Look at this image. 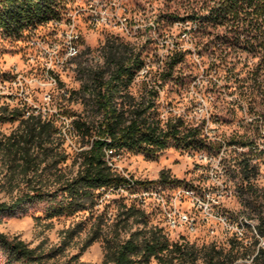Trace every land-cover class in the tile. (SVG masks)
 Masks as SVG:
<instances>
[{"label": "rangeland", "instance_id": "1", "mask_svg": "<svg viewBox=\"0 0 264 264\" xmlns=\"http://www.w3.org/2000/svg\"><path fill=\"white\" fill-rule=\"evenodd\" d=\"M202 2L62 0L50 21L30 26L16 37L0 32V108L11 110L26 105L29 113L41 114L42 118L55 121L59 128L60 137L56 136L51 146L55 157L49 159L53 162L65 155V160L43 173L42 180L52 183L50 188L55 187L58 176L71 177L79 169L78 154L86 146L82 147L72 121L91 114L79 91L86 72L104 67L108 49L118 44L125 45L144 62L131 93L137 97L145 86L153 87L158 91L155 105L159 118H179L184 126L201 130L200 139L204 141L198 147L184 149L171 145L155 157L128 151L110 156L113 170L123 177L126 186L103 190L92 209L70 215L50 216L44 201L0 214L1 233L17 237L29 247H39L41 252L54 253L50 263L104 264V240L117 233L125 236L121 231L125 217L122 213L124 208L135 207L145 213L149 226L161 227L171 241L184 237L196 248L216 244L227 253L230 245L220 242L232 237L221 233L219 227L218 234H210L201 222L195 231L169 228L163 209L174 206L179 211L193 210L191 200L181 192L185 188H192L199 195L207 191L216 202L214 205L220 206L232 220L245 216L257 229L264 220V120H253L247 115L246 105L238 101L234 92L236 83L227 84L221 75L209 70L213 61L211 49L203 47L209 38L192 40L188 33L190 24L174 22L173 17H186L193 9L199 10ZM92 15L107 17L108 24L90 22ZM71 23L80 38L79 44L74 45L76 55L70 54L64 68L53 67L50 55L44 53L38 41L43 40L45 47L54 40L59 43ZM181 49L182 61L170 68L175 52ZM47 67H52L53 73H48ZM19 124V120H0V141L18 130ZM247 138H252L257 147V152L253 150L256 170L248 181L236 160L248 148L228 145ZM25 185L23 175L19 171L12 173L9 159L0 153V202L13 203ZM162 187L167 198H175L167 201L145 196L141 200L139 192L152 193ZM136 219L128 220V228L138 227ZM249 228L240 241L243 245L233 249L235 258L223 264H255L249 260L258 251L256 234ZM261 229L258 227L257 234ZM70 230H75L71 236L65 233ZM94 230H99L101 237L85 247ZM260 234L264 240V234ZM259 262L264 264V255ZM0 264H9L1 246ZM151 264L159 263L153 260ZM198 264H203L202 260Z\"/></svg>", "mask_w": 264, "mask_h": 264}, {"label": "trees", "instance_id": "2", "mask_svg": "<svg viewBox=\"0 0 264 264\" xmlns=\"http://www.w3.org/2000/svg\"><path fill=\"white\" fill-rule=\"evenodd\" d=\"M61 1L0 0V32L16 37L30 26L50 21ZM173 20L190 24L188 33L192 40L209 38L203 45L211 49L213 61L209 70L221 75L227 84L236 83L234 92L238 101L246 105L247 115L253 120H264V0H203L199 10ZM183 53V49L175 52L170 68L182 61ZM104 64L86 72L79 91L91 110L90 116L72 121L82 147L86 146L78 154L79 169L74 176H58L55 187H49V180L48 184L42 180L46 170L65 160V155L53 162L49 159L55 157L51 146L60 137L55 121L29 113L26 105L11 110L0 108L1 121H20L18 130L0 141V153L9 159L12 173L19 171L26 183L13 203L0 202V214L13 213L35 201L47 203L50 216L90 210L103 190L126 186L123 177L113 170L110 156L128 151L155 157L171 145L184 149L203 144L198 128L184 126L179 118H159L156 89L145 86L137 97L131 93L137 72L144 67L143 60L132 50L123 44L112 46ZM228 145L248 148L236 160L244 180H250L256 170L253 150L257 152L252 138ZM160 178H164L163 172ZM124 209L121 231L125 236L117 233L106 237L104 264H151L153 260L159 264H198L200 260L203 264H223L235 258L234 247L243 245L234 238L223 240L220 244L230 245L229 251L223 253L215 243L199 249L184 237L171 241L161 227L148 225L143 211L135 207ZM131 217L137 218L138 227L134 230L126 225ZM258 227H262L263 235L264 220ZM65 233L71 236L75 230ZM100 237L101 232L94 230L85 247ZM0 246L9 264H55L50 263L54 253L41 252L39 247H29L21 239L1 232ZM263 255L264 249L259 248L254 263L261 264Z\"/></svg>", "mask_w": 264, "mask_h": 264}, {"label": "built area", "instance_id": "3", "mask_svg": "<svg viewBox=\"0 0 264 264\" xmlns=\"http://www.w3.org/2000/svg\"><path fill=\"white\" fill-rule=\"evenodd\" d=\"M108 18L105 16H91L90 22H96L97 24L107 25ZM120 24H123L119 20ZM114 25H118V22H115ZM122 27V26H121ZM123 28V27H122ZM60 42L52 41L48 47H45L46 44L43 40L38 41V45L44 51L48 53L51 57V65L53 67L64 68L69 63V56L73 54V46L78 45L80 38L78 37V31L75 30L74 24H69L67 31L65 30L60 36ZM47 72L53 73L52 67H47ZM50 79L54 81L52 75ZM121 189L116 187V190ZM182 194L187 196L191 201L192 212L179 211L176 207H168L163 209V214L165 220L169 223V228L171 229V223H180L181 227H186L189 231H195L197 225L201 222L207 225L208 232L211 234L212 229H234L237 230V235L244 236V220L247 219L245 216H238V225H231L230 215L224 210L220 209L218 206L214 205L216 202H213L214 199L210 197L207 191H204L201 195L195 192L192 188H185L182 191ZM140 198L142 201L145 200V196H156L159 198H166L167 201L173 200L175 197H166L164 195L163 187L159 191H153L152 193L139 192ZM213 202V203H212ZM216 206V207H215ZM202 214H209V221H202ZM256 237V248H263L264 240L261 239L258 235Z\"/></svg>", "mask_w": 264, "mask_h": 264}, {"label": "bare ground", "instance_id": "4", "mask_svg": "<svg viewBox=\"0 0 264 264\" xmlns=\"http://www.w3.org/2000/svg\"><path fill=\"white\" fill-rule=\"evenodd\" d=\"M75 53H76V46H73V54H74V56L76 55ZM202 221H209V214H202ZM230 222H231V225H238V220H232L230 218ZM168 225H169V223H168ZM254 225L249 220H247V219L244 220V236L237 235V230H234V229H221V233H223L224 235H229V236H231L232 238H234L237 241H241V240L245 239L246 232H247V230H248L249 227H252L253 232L256 235H258L257 234V229H256V227ZM178 227H181V224L180 223H171V228L172 229H176ZM211 233L212 234H218V231L216 229H212L211 230ZM260 238L262 239V237H260ZM263 247H264V245H263ZM254 257L255 256H252V258L249 261L253 262Z\"/></svg>", "mask_w": 264, "mask_h": 264}]
</instances>
